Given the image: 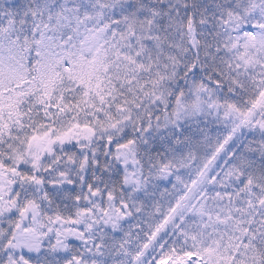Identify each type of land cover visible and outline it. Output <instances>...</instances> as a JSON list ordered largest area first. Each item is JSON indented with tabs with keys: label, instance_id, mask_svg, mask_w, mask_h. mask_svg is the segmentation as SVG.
Masks as SVG:
<instances>
[{
	"label": "snow or ice",
	"instance_id": "obj_1",
	"mask_svg": "<svg viewBox=\"0 0 264 264\" xmlns=\"http://www.w3.org/2000/svg\"><path fill=\"white\" fill-rule=\"evenodd\" d=\"M0 264H264V0H0Z\"/></svg>",
	"mask_w": 264,
	"mask_h": 264
}]
</instances>
